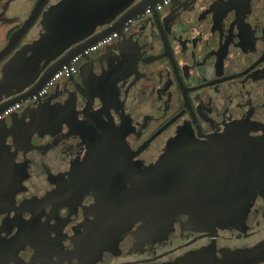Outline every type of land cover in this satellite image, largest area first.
I'll list each match as a JSON object with an SVG mask.
<instances>
[{
    "label": "flooded vegetation",
    "instance_id": "1",
    "mask_svg": "<svg viewBox=\"0 0 264 264\" xmlns=\"http://www.w3.org/2000/svg\"><path fill=\"white\" fill-rule=\"evenodd\" d=\"M40 1L0 0V72L16 50L39 37L44 13L61 0H43L37 9ZM146 1L127 12L125 35L116 32L91 54L89 72L82 58L78 72L59 79L44 100L15 112L40 105L34 118L54 115L57 124L38 126L26 155H18L30 160V174H22L16 204L0 205V264H264V183L244 220L226 227L198 221L194 212L213 208L200 196L199 178L209 179L216 166L212 152L194 157L190 151L187 161L209 163L183 184L189 214L166 236L149 235L138 220L114 248L78 257L81 233L98 228L97 219L117 200L109 193H116L120 162L151 166L181 133L199 140L194 145L230 130L264 137V0H168L150 12ZM29 27L10 51L11 35ZM26 124L15 130L20 137L30 129ZM98 131L105 136V155L95 158L102 167L88 168ZM121 136L127 156L120 154ZM100 204L107 210L102 215Z\"/></svg>",
    "mask_w": 264,
    "mask_h": 264
},
{
    "label": "water",
    "instance_id": "2",
    "mask_svg": "<svg viewBox=\"0 0 264 264\" xmlns=\"http://www.w3.org/2000/svg\"><path fill=\"white\" fill-rule=\"evenodd\" d=\"M167 2L168 0H148L145 9L149 12L153 6L161 9ZM42 3L43 0L39 2L37 9H40ZM142 3L144 0H61L44 13V30L39 37L16 50L2 66L0 205H15L17 196L25 187L22 174H30V160H18V155H26L23 149L24 145L33 143L31 134L36 133L40 125L54 129L57 124L54 115L47 114L49 119L42 117L43 124L42 120H39L41 118H34L32 111H38L36 109L40 105L29 107L22 113L15 112L24 103L44 100L59 79L78 72L82 58L87 60L84 70L89 72L93 68L91 54L109 44L116 37V32L125 35L127 21L132 18L128 13ZM30 28L21 35H11L10 51L16 48ZM84 70L82 83L86 82L87 76ZM53 99L50 97L45 101L51 104ZM40 112H37L38 115ZM21 122L30 126L22 137L15 132ZM110 126L109 128L114 130L112 123ZM8 137H11V142L7 140ZM104 137L101 131L91 136L93 146L86 167H102V162L95 158L105 155ZM120 141V154L127 156L129 149L124 145L122 136ZM194 141L199 140L181 133L167 146L159 160L148 167H134L127 161L120 162L121 177L116 180L118 186L111 187L116 193H109L110 197L117 200L109 202L107 217L97 219L100 223L98 228L85 229L79 236L81 242L77 245V252L80 259L91 252L99 257L104 250L117 246L138 220L143 221L149 235L163 237L167 235L174 221L184 214H189L188 210L182 207L186 197L183 184L193 181L195 175L198 176L199 167L207 165L209 161H187V157L193 156H188V151L196 152L194 157H198L199 153L207 156L206 152H212L214 159L211 164L216 166V170L208 176L209 179L199 178L202 185L200 187L204 190L200 196L205 199V205L213 208L194 212L196 219L226 227L247 217L264 183V137H251L239 130H230L223 136L208 139L204 144H189ZM188 165L196 166L197 169L189 171L186 168ZM102 171L98 169L93 172ZM199 173L201 176L203 172ZM97 180L103 179L99 177ZM204 186L206 188H203ZM208 189H212L210 193L207 192ZM105 195H101V199L102 196L106 197ZM102 205L98 208L100 215L107 211ZM4 212L6 210H2V213ZM88 237L99 238V241H87ZM88 246L93 250L89 252ZM96 247L99 248L95 250Z\"/></svg>",
    "mask_w": 264,
    "mask_h": 264
}]
</instances>
